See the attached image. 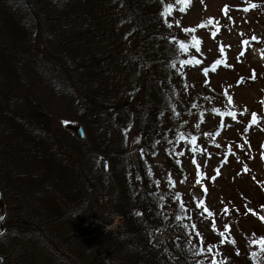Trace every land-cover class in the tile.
Instances as JSON below:
<instances>
[{"label":"rangeland","instance_id":"374dc122","mask_svg":"<svg viewBox=\"0 0 264 264\" xmlns=\"http://www.w3.org/2000/svg\"><path fill=\"white\" fill-rule=\"evenodd\" d=\"M48 1L0 0V189L5 207L0 256L2 264H103L118 253L112 230L120 217L115 213L125 210L119 171L128 173L130 185L139 183L133 163L142 137L138 121L106 136L81 108L79 90L65 99L45 80L43 66L49 69L61 53L75 59V47L62 45L78 34L67 17L73 13L81 21L87 19L96 5L93 0ZM9 10L19 13L26 26L21 23L15 29L19 21L11 23ZM183 13L174 17L177 28H190L191 37L199 41L189 55L190 67H179L192 94L210 101L201 96L209 79V90L227 94L239 109L231 112L235 118L229 111L225 118L207 115L206 138L181 159L183 170L174 174L175 187L165 179L173 169L170 162L162 155L150 157L157 186L175 189L174 194L170 188L166 192L172 199L178 192L219 244L264 264V249L258 243L264 238V0H193ZM213 20L222 21L218 31L212 25L200 28L199 23ZM84 25L80 33L86 31ZM144 93L133 100H144ZM39 103L44 108L37 115L30 106ZM252 113L257 114L255 124ZM187 119L186 130L198 129L199 117ZM33 124L48 126L54 144L47 136L45 142L34 138ZM67 124L83 126L85 137H78ZM229 140L234 149L227 159L222 147ZM47 156L60 157L51 162ZM104 159L108 172L102 167ZM160 236L168 237L164 232Z\"/></svg>","mask_w":264,"mask_h":264},{"label":"trees","instance_id":"16d2710c","mask_svg":"<svg viewBox=\"0 0 264 264\" xmlns=\"http://www.w3.org/2000/svg\"><path fill=\"white\" fill-rule=\"evenodd\" d=\"M93 1L96 5L87 19L81 21L73 13L67 17L78 34H72L71 42H62V45L75 47V59H67L61 53L55 65L48 64L49 69L43 66L42 75L53 83V88L62 98L71 95V99L73 91L79 90L83 94L81 108L94 117L96 126L103 128L106 136L112 134L115 128L125 129L138 121L142 139L137 145L140 155L135 158L133 169L138 173L139 183L130 185L128 173L124 175L119 171L121 185L125 184L122 192L125 199L121 202L125 210L115 213L120 217L112 230L118 253L115 260L107 259L103 264H127L126 261L131 264H256L247 254L236 253L226 243L219 244L210 230L207 232V228L200 225L190 205L179 198L178 192L177 198L172 199L175 189L169 185L158 187L149 160L162 155L170 162L173 169L165 179L175 187L176 176L183 170L181 159L188 155L190 147H197L199 141L206 138L204 125L207 115L225 118L228 111L231 113L239 109L227 94L223 96L210 91L209 79L201 96L210 101H200L192 94L188 78L182 76L179 70L181 65L190 67V63L182 61L191 62L189 55L197 48L198 40L191 37L190 28H177L174 17L184 15L193 0ZM48 2L54 3L53 0ZM6 14L12 24L19 21L14 24L15 29L21 23L26 26L19 13L16 15L9 10ZM82 25L86 26L84 33H80ZM210 25L218 31L222 21L199 23L201 29ZM181 43L184 49H181ZM141 91L145 92V99L134 101L133 97ZM74 100L77 103L76 97ZM137 105L139 111L135 110ZM30 108L39 115L38 110L44 107L39 103ZM196 117H199L198 129L186 130V119ZM43 123L48 122L44 120ZM30 128L34 138L44 141V136H47L54 144L48 126L33 124ZM102 141V151L106 152V139ZM229 141L222 147L227 159H230L234 149L233 141ZM95 156L100 158L99 153ZM59 157L47 156L46 160L59 161ZM46 175H49L48 171ZM168 188L174 191L173 194L166 192ZM170 206L174 207V211L168 209ZM225 208L222 210L225 211ZM134 214L135 217H132ZM160 232L168 237L163 239ZM209 248L212 251L209 252ZM95 262L90 261V264Z\"/></svg>","mask_w":264,"mask_h":264},{"label":"water","instance_id":"95a60500","mask_svg":"<svg viewBox=\"0 0 264 264\" xmlns=\"http://www.w3.org/2000/svg\"><path fill=\"white\" fill-rule=\"evenodd\" d=\"M58 1V0H55ZM67 128L74 131L75 134L80 137V138H84L85 137V131L83 126L81 125H71L68 124ZM102 167L104 169L105 172L109 171V163L106 159H104L102 161ZM4 216V202H3V196H2V192L0 189V233L3 231V223H2V219ZM3 262V258L0 256V264Z\"/></svg>","mask_w":264,"mask_h":264},{"label":"snow or ice","instance_id":"6c2138e0","mask_svg":"<svg viewBox=\"0 0 264 264\" xmlns=\"http://www.w3.org/2000/svg\"><path fill=\"white\" fill-rule=\"evenodd\" d=\"M182 2H187V0H182ZM253 6H254V5H253ZM245 10L247 11V9H245ZM169 27H171V25H169ZM193 31H195V29H193ZM253 39H255V37H253ZM196 43L198 44L199 41H197ZM180 47H181V49H184L185 46H184L183 43H181ZM197 50H199V49H197ZM182 63L187 64V63H190V61L185 60V61H182ZM196 63H199V61H196ZM219 63H220V61H217V64H219ZM215 70H216V69H215V67H214V68H213V71H215ZM205 74H207V72H205ZM253 78H255V77L253 76ZM229 115H232L233 118H235V113H229ZM257 119H258V118H257V114H256V113H252V115H251V121H252L253 124L257 123ZM261 219H264V217H261ZM234 242H235V241H233V243H234ZM254 243H257V242L254 241ZM258 243H260L262 249H264V238H261V240H260ZM208 251L210 252V251H212V249L209 248ZM253 255H255V253H253Z\"/></svg>","mask_w":264,"mask_h":264},{"label":"flooded vegetation","instance_id":"af4514ba","mask_svg":"<svg viewBox=\"0 0 264 264\" xmlns=\"http://www.w3.org/2000/svg\"><path fill=\"white\" fill-rule=\"evenodd\" d=\"M4 227H5V229H6V224H4Z\"/></svg>","mask_w":264,"mask_h":264}]
</instances>
